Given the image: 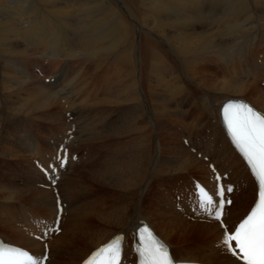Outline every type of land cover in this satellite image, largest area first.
<instances>
[{
  "label": "bare ground",
  "instance_id": "6f19581e",
  "mask_svg": "<svg viewBox=\"0 0 264 264\" xmlns=\"http://www.w3.org/2000/svg\"><path fill=\"white\" fill-rule=\"evenodd\" d=\"M39 1L0 0L8 13L0 22V172L12 178L8 168L28 165L19 184L0 180V237L37 258L47 243V264H80L123 235L130 260L134 232L145 221L179 261L240 264L220 247L224 229L198 209L192 186L204 182L216 200L215 177L228 174L235 188L223 222L230 228L255 203L256 184L226 137L220 108L243 98L264 113V61L255 71L243 63L240 73L231 68L263 47L249 39L257 31L248 24L264 27V1L225 0L217 11L219 0H50V14L39 11ZM49 15L67 19L54 26ZM67 16L89 25H73L75 43ZM20 38L25 48L15 45ZM228 38L240 40L247 55L231 51ZM37 54L50 65L61 60L54 81L28 71ZM74 59L80 71L68 80ZM101 69L113 72L99 78V89L92 77ZM83 70L81 89L68 91ZM95 90L102 97L91 98ZM80 92L88 93L83 103ZM39 123L49 126L47 136ZM19 203L38 209L39 228L15 214ZM59 207L65 215L55 235Z\"/></svg>",
  "mask_w": 264,
  "mask_h": 264
},
{
  "label": "snow or ice",
  "instance_id": "6c2138e0",
  "mask_svg": "<svg viewBox=\"0 0 264 264\" xmlns=\"http://www.w3.org/2000/svg\"><path fill=\"white\" fill-rule=\"evenodd\" d=\"M223 120L231 141L247 166L259 182V199L249 214L229 232L222 222L224 213L223 193L220 187L214 201L202 186H197L198 209L209 217L221 221L224 228L222 247L235 260L242 264H264V114L255 110L247 102L228 103L223 106ZM65 161L61 160V166ZM220 177L217 176V180ZM228 192L232 191L229 186ZM227 203H231L228 200ZM62 211V209H60ZM58 223V221H57ZM59 231L58 228L55 229ZM136 236L139 244L135 249L139 264H178L166 245L150 226L143 225ZM123 236L114 237L108 244L99 248L86 264H121ZM27 256V261L20 257ZM47 257L36 258L18 249H5L0 245V264H44Z\"/></svg>",
  "mask_w": 264,
  "mask_h": 264
},
{
  "label": "rangeland",
  "instance_id": "374dc122",
  "mask_svg": "<svg viewBox=\"0 0 264 264\" xmlns=\"http://www.w3.org/2000/svg\"><path fill=\"white\" fill-rule=\"evenodd\" d=\"M14 1H17L18 2V0H13V2ZM45 1V3H43V2ZM54 1H57L59 4H62V5H60V6H63L64 4H63V2L61 1V0H54ZM71 4L72 3H74L75 1H73V0H68ZM217 1V0H216ZM227 1V0H226ZM228 1H235V0H228ZM245 3H247V4H250V3H252L253 2V0H243ZM264 1V0H263ZM11 3V5H7L9 8L11 7L12 8V10H13V8H14V3ZM48 2V3H47ZM50 0L48 1V0H41V1H39V3H35V6H37V5H39L40 6V9H39V11L40 12H42V14L43 13H46L47 12V14H50L49 13V10H50V8H51V4H50ZM260 2H262L261 0H260ZM41 3H43V5H44V7H43V5L41 4ZM76 3V2H75ZM49 4V5H48ZM57 4V3H56ZM259 4V3H258ZM45 5H46V7H45ZM127 5H128V8L129 9H131V12H132V10L135 12L136 10H135V8L133 7L132 8V6H130L129 4H128V2H127ZM202 5H204V4H202ZM226 5V2H225V0H222V2H221V0H219V4H218V6H214V8L217 10V11H219V10H221V8H223L224 6ZM49 6V7H48ZM59 6V7H60ZM219 7V8H218ZM10 8V9H11ZM49 8V9H48ZM0 13H1V19H0V22H6L4 19H5V17H6V15L5 14H7L8 15V13L7 12H1L0 11ZM5 13V14H4ZM26 13V11L25 12H23V14H25ZM133 13V12H132ZM135 13H138L137 11L135 12ZM41 14V13H40ZM57 16H51V15H49V18H50V20H53V25L54 26H58V25H55V24H59V21L60 20H62V18H63V20L64 21H66V16H60V17H57L58 19H55ZM68 17V16H67ZM77 17V18H76ZM76 17H68V21H67V23H70L69 25H71V26H75V27H77V25H78V27H83V25H85V24H87V20L86 19H84V20H80L79 19V22L77 21V19L78 18H80L79 16H76ZM3 18V19H2ZM61 18V19H60ZM55 19V20H54ZM59 20V21H58ZM58 21V22H57ZM63 21V22H64ZM57 22V23H56ZM72 22H73V24H72ZM64 23H66V22H64ZM216 23V22H215ZM3 25V24H2ZM0 25V29H1V27H3V26H5V25ZM27 25V24H26ZM24 26V25H23ZM22 25L21 26H19V28H20V30H25V29H27L28 27L27 26H24L23 27ZM72 27V28H70V31H67V34H70L71 36L69 37V39H73V43H75V41H77V36L79 37V33L77 32V30H75V27ZM86 26V25H85ZM88 24H87V28H88ZM248 28L249 29H255L256 31H257V33L255 34V35H253L251 38H249V39H255V48L256 47H262V49H264V27H262L261 28V26H260V24L258 23V22H254V23H249L248 24ZM224 28H223V25H221L220 26V30H221V32L222 31H224L223 30ZM75 30V31H74ZM86 31L88 30V29H85ZM85 30H83L81 33H83V34H86V35H88V36H91L92 35V31H85ZM62 32H65V31H62ZM89 32V33H88ZM76 39V40H75ZM12 40V39H11ZM17 41V42H16ZM16 41H14L16 44V46H17V48H20V47H23V48H25L26 47V44H25V42L20 38L19 40H16ZM242 41V40H241ZM228 44H229V47L232 49L231 51H235V50H237L239 53H240V55H243V56H246L247 55V51L246 50H244L241 46H240V44L242 43V42H240V40H237V39H229L228 38ZM233 42V43H232ZM22 43V44H21ZM240 43V44H239ZM232 44V45H231ZM21 45V46H20ZM20 46V47H19ZM234 46V47H233ZM254 48V49H255ZM21 49V48H20ZM261 48L260 49H258L260 52H261V54H260V52L257 50L256 52L259 54V56H261L262 55V57H261V59H263V61H264V53L262 54V50ZM255 52V53H256ZM7 57V56H6ZM37 59H38V61H39V63H37V64H35V69H33V67L32 66H30V65H28V71L30 72V70H31V74L34 76V74L37 76V78H38V76H39V79L42 81V80H48L49 78H50V82H52V81H54L53 80V77H54V75L55 74H59L60 73V69H61V60L59 61V60H57V61H55L52 65H50L49 63H52L53 61L52 60H50V58H48V57H45V56H41V57H39V55L37 54V57H36ZM43 58H45V59H43ZM44 61H43V60ZM50 61H49V60ZM15 60V59H14ZM240 60H241V58H240ZM45 61H47V62H45ZM33 62H35L34 60H33ZM78 62V60H76V59H74V61L73 62H71L72 64V68H71V65L69 66V69H68V74L67 75H69L68 76V80H72L73 78H74V74L76 75V72H78V71H80V64H78L77 63ZM236 62L238 63V61H235V66H234V63H233V65L231 66V68H234L235 69V71L238 73H240L241 71L240 70H243V65H242V60L238 63V64H236ZM14 64V63H13ZM44 64V65H43ZM242 65V66H241ZM67 67H68V65H67ZM239 67V68H238ZM10 68V67H9ZM43 70H42V69ZM4 69V68H3ZM9 70V71H13L14 70V67L13 68H10V69H8V67L7 68H5L4 70ZM93 69L95 70V66H93ZM45 70V71H44ZM72 70V71H71ZM109 69H101V70H99L98 71V73L96 74V76H95V74L93 75V77L92 78H95L94 80V84L95 85H97L98 87H99V89L100 88H102V86L104 85V83H102V81L103 82H105V80H106V77L108 76V74H109V72L111 73V72H113V69H110L109 71H108ZM112 70V71H111ZM37 71V72H36ZM71 71V72H70ZM34 74H33V73ZM41 72V73H40ZM44 73V74H43ZM84 70L81 72V75H79L78 77H79V79L78 80H76V82L74 81V85L72 84L71 86H69V88H68V91H70V90H73V89H75L76 91L77 90H79V89H81V87H82V85L80 84V79H81V83H82V80H84ZM90 73H93V70H91L90 71ZM40 74H41V76H40ZM112 74V73H111ZM84 77H83V76ZM101 75V76H100ZM104 75V76H103ZM47 76V77H46ZM82 76V77H81ZM103 76V77H102ZM35 77V76H34ZM43 77V78H42ZM99 78L102 80V81H100L99 80ZM58 79V78H57ZM78 82V83H77ZM263 84H264V81H263ZM260 86H262L261 84H259ZM86 94H88L87 92H80L79 94H78V97H77V99L79 100V101H81L82 103H83V99L85 98L84 96L86 95ZM103 93H99V91L97 92V90H95L93 93H92V95H91V98H96V96L97 97H102L101 95H102ZM100 95V96H99ZM87 97V96H86ZM73 98V97H72ZM82 108H84L83 107V105H82ZM72 119V118H71ZM45 123H47V122H45ZM43 124V123H39V125L42 127V129H44V132H46L47 130H48V128H49V126L47 125V124ZM74 131V130H73ZM47 132L46 133H44V135H46L47 136ZM19 163H22V162H19ZM24 165V164H23ZM22 166V164L20 165V167ZM28 166V165H27ZM85 168H87V166L85 165V167H83L82 168V170L83 169H85ZM9 169V168H8ZM7 169V171L8 172H10V173H12V172H14L13 173V175H15V177L13 176L12 178H10V175L8 176V175H6L5 177H3L2 175V173L3 172H0V180L2 179L4 182H8V180H9V182H13V183H17V184H19L20 182L18 181V179L19 180H21L22 178H20V176L22 175V176H24V174H21V173H18V171L15 169V168H13V167H11L9 170ZM12 169H14V170H12ZM18 176V177H17ZM197 175H195V177H196ZM9 178V179H8ZM16 178V179H15ZM11 180V181H10ZM16 181V182H15ZM26 182H28V179H26ZM34 182H35V180H34ZM36 183V182H35ZM169 182L167 181L166 182V187H169V184H171L172 182H170L169 184H168ZM95 192H96V194L98 193V190H95ZM26 205V204H25ZM32 208V207H31ZM35 210V209H34ZM36 210H38V209H36Z\"/></svg>",
  "mask_w": 264,
  "mask_h": 264
}]
</instances>
